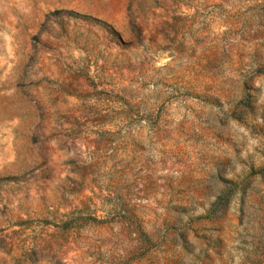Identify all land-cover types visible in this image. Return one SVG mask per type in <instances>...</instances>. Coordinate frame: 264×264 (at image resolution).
<instances>
[{
	"label": "rangeland",
	"instance_id": "obj_1",
	"mask_svg": "<svg viewBox=\"0 0 264 264\" xmlns=\"http://www.w3.org/2000/svg\"><path fill=\"white\" fill-rule=\"evenodd\" d=\"M0 264H264V0H0Z\"/></svg>",
	"mask_w": 264,
	"mask_h": 264
}]
</instances>
